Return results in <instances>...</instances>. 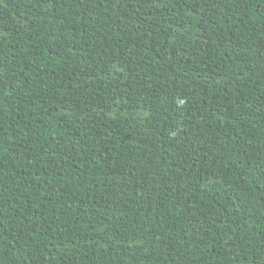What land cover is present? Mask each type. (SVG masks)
I'll return each instance as SVG.
<instances>
[{"label": "trees", "instance_id": "obj_1", "mask_svg": "<svg viewBox=\"0 0 264 264\" xmlns=\"http://www.w3.org/2000/svg\"><path fill=\"white\" fill-rule=\"evenodd\" d=\"M0 264H264V0H0Z\"/></svg>", "mask_w": 264, "mask_h": 264}]
</instances>
